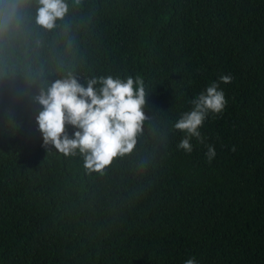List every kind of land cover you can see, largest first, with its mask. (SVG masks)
<instances>
[{"label":"trees","instance_id":"trees-1","mask_svg":"<svg viewBox=\"0 0 264 264\" xmlns=\"http://www.w3.org/2000/svg\"><path fill=\"white\" fill-rule=\"evenodd\" d=\"M65 2L51 31L25 0L0 32V264H264V0ZM69 73L147 92L134 148L101 173L42 147L32 96ZM226 74L204 142L177 150L175 121Z\"/></svg>","mask_w":264,"mask_h":264},{"label":"clouds","instance_id":"clouds-1","mask_svg":"<svg viewBox=\"0 0 264 264\" xmlns=\"http://www.w3.org/2000/svg\"><path fill=\"white\" fill-rule=\"evenodd\" d=\"M25 0H0V32H7L18 23ZM79 3V0H76ZM35 24L51 31L57 20H63L68 12L65 0H36ZM230 75H222L219 82H212L190 103L191 110L180 114L173 127L184 133L176 145L177 150L190 154L191 139L204 142L200 128L211 113H221L227 101L220 83H230ZM29 85L35 80L29 78ZM26 94V93H25ZM147 92L143 81L128 76L112 75L93 77L81 84L71 73L54 82L44 81L39 93L32 96L41 106L35 117L38 131L42 135V147L52 146L58 153L83 159L88 172L101 173L117 156L130 153L135 146L136 136L142 132ZM66 125L75 131L66 132ZM233 150H235L233 148ZM213 146H207L205 156L209 162L215 157ZM184 264H197L189 258Z\"/></svg>","mask_w":264,"mask_h":264}]
</instances>
